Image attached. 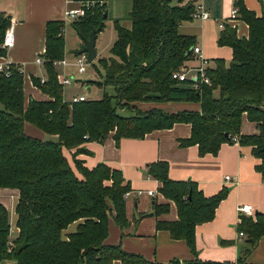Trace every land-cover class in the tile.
<instances>
[{"label": "trees", "instance_id": "trees-1", "mask_svg": "<svg viewBox=\"0 0 264 264\" xmlns=\"http://www.w3.org/2000/svg\"><path fill=\"white\" fill-rule=\"evenodd\" d=\"M172 0H131L126 19L130 27L114 20L116 39L110 56L98 58L100 79L86 82L99 87L110 86L99 99L67 102L57 78L53 61L64 56L63 24L46 23L43 66L46 78H32L48 100L30 99L24 106L23 72L19 65L9 66V75L0 72V187L16 188L18 234L14 247L8 250L10 224L8 211L0 204V261L7 264H162L152 263L139 255L123 251L117 245H106L108 224L127 226L125 194L129 182L122 172L99 163L93 168L84 165L77 154L87 152L83 143L103 141L113 132L121 138H142L155 129L170 128L177 122L191 125L190 137L179 141L181 146L197 145L200 155L216 154L224 142L254 146L263 157L264 172V14L257 16L243 0L236 1L240 16L249 27L248 37L239 38L235 29L225 26L218 37L219 45L232 49L228 64L215 60L207 67L209 83L198 89L179 81L173 73L179 70L194 46L191 36L178 33L179 25L190 20L193 2ZM182 3V4H181ZM106 4L95 1L72 26L83 37L94 28L102 30ZM10 18L0 12V56L5 29ZM98 31V32H99ZM97 32V33H98ZM190 51V52H189ZM188 53V54H187ZM217 90V95L215 91ZM190 101L199 103V110L167 113L159 108L143 110L137 102ZM127 110L128 114L122 111ZM244 114L257 123L259 133L242 135ZM28 122L42 130L43 139L24 132ZM72 150V163L64 154ZM147 173L162 185L161 193L177 206L178 219L158 222L175 239H184L194 250V228L213 219L227 189L205 197L195 182L174 181L168 177V164L157 161L148 165ZM240 230L251 245L264 236V213L257 220L242 216ZM78 222L75 231L63 233ZM26 239V245H16ZM166 264H181L176 260ZM185 264H225L195 260Z\"/></svg>", "mask_w": 264, "mask_h": 264}, {"label": "crops", "instance_id": "crops-1", "mask_svg": "<svg viewBox=\"0 0 264 264\" xmlns=\"http://www.w3.org/2000/svg\"><path fill=\"white\" fill-rule=\"evenodd\" d=\"M95 1H98L100 5L106 4L104 13L107 15L110 11L107 5L108 0H0V12L9 16L15 35L13 47L6 50V54L0 56V60L4 59L21 67L25 107L30 99H49L32 81L33 77L40 78V80L46 78L43 62L41 64L35 62L36 57L43 56L45 52L46 23L61 21L64 30L67 21H70L72 25L73 21L78 18L72 19V17L65 16L66 10L78 8L86 2L92 6ZM172 1L178 3V0ZM189 1L194 5L196 3V0H183L182 3ZM236 1L238 0H202L210 14L209 19L201 20L191 17L178 27L179 34L193 38L194 46L200 48L207 67H214L216 59H221L228 64L232 58L231 47L219 45L217 42L219 34L226 25L235 29L239 38L249 36L250 27L241 18L240 11L236 18H228L234 7L239 9ZM243 1L246 7L254 11L257 16L264 14V0ZM123 2L126 1H115L116 6H119L121 10L113 7V27L115 19H121L123 26L130 27V22L126 17L132 8V2L126 6ZM219 22L223 23L224 27H219ZM80 43L82 46L81 37ZM77 51L74 52V59L78 55ZM66 52L64 46V54ZM202 60L191 50L180 69L196 68ZM55 70L57 73L60 72V69L55 68ZM194 81V76L188 78V86L191 87ZM83 84L88 91L92 89V85H95L88 84L86 81ZM217 93L216 90L215 94ZM74 96L77 95H73L72 98ZM63 99L66 101L64 94ZM135 106L143 110L159 108L167 113L200 109L199 103L190 101L137 102ZM24 132L40 139L45 137L42 130L28 122L24 123ZM258 133L257 123L244 114L241 134ZM190 134L191 125L189 123L177 122L170 128L155 129L146 133L142 138L124 137L116 142L112 132L103 141L83 143L87 152L79 153L76 157L83 160L86 167L91 169L103 163L118 169L130 186V194L125 197L127 226L120 227L113 217H110L108 235L104 243L117 245L123 251L139 255L152 263L166 264L176 260L185 264L200 260L218 261L225 264H264V236L252 246L245 232L244 236L240 235L243 231L239 228L242 216L257 220V214L264 213V172L260 169L263 157L255 153L254 146L240 142H224L216 154L200 155L197 145L181 146L179 144L180 140L190 137ZM63 151L72 163L74 149ZM157 161L167 162L168 177L171 180L195 182L198 190L205 197L227 189V195L217 205L213 219L195 226L194 250L184 239H175L167 229L157 226L158 222H173L178 219L175 202L166 198L160 191L161 181L147 173L148 165ZM225 176H230V180L226 181ZM150 191L153 194H150ZM18 199L19 191L16 188L0 187V204L8 211L12 239L18 234L16 226ZM244 204L253 205L254 213H239V206ZM77 223V221L71 223L63 233L75 231ZM7 263L6 260L0 261V264ZM114 264L123 263L115 260Z\"/></svg>", "mask_w": 264, "mask_h": 264}, {"label": "built area", "instance_id": "built-area-1", "mask_svg": "<svg viewBox=\"0 0 264 264\" xmlns=\"http://www.w3.org/2000/svg\"><path fill=\"white\" fill-rule=\"evenodd\" d=\"M90 3L86 2L84 5L79 6L78 8L75 9H68L65 12V16H69V17H80L83 16L87 10V8H89ZM195 9L194 12L192 13L191 17L192 18H198L201 20H206L209 19L210 14L208 12V10L205 8V6L202 3V0H196V3L194 5ZM239 15V9L234 7L228 18L230 19H234L236 18V16ZM219 27H224L223 23L219 22L218 23ZM15 43V35H14V26L12 23L9 24V26L5 29L4 35H3V40L1 43V48L8 50L10 48L13 47ZM192 51L196 54H198L200 56L202 60V63L193 69H179L176 72L173 73V77L179 81H186L188 78H190L191 76L195 77V81L191 83V87L194 89H198L199 85L202 83H209V77L207 76L206 70H207V66L205 64V60L204 58H202L201 55V51L200 48L198 46H193ZM35 62L38 64H41L43 62L42 56L38 55L35 59ZM76 66H77V72L78 73H84L86 70V63H87V57L85 53H81L78 54L76 56V60H75ZM12 63H9L7 61H5L4 59L0 60V72H2L5 76L9 75V66ZM67 65V62L65 61V59H59V60H55L53 61V66L57 69H62ZM57 78L59 83L64 86V85H69L71 84L74 80V75L67 76L64 73L58 72L57 73ZM44 79L41 80V82H43ZM86 96L84 95H77L74 96L71 99V102H80V101H84L86 100ZM233 143H239L240 139L238 136H234L232 138ZM225 180L228 181L230 180V176H225ZM150 194H153V192H149ZM130 194V191H128L125 194V197H127ZM239 213H246V214H253L254 213V208L253 205L251 204H244V205H240L238 208ZM241 236H244V232H240ZM14 247V242L13 239L10 237L8 240V250H11V248Z\"/></svg>", "mask_w": 264, "mask_h": 264}, {"label": "rangeland", "instance_id": "rangeland-1", "mask_svg": "<svg viewBox=\"0 0 264 264\" xmlns=\"http://www.w3.org/2000/svg\"><path fill=\"white\" fill-rule=\"evenodd\" d=\"M116 0H108L107 5L110 8V11L107 13V15L103 18V28L98 33L97 38L95 40V48L97 50V57L93 60V62L89 63L87 62L85 65L86 70L84 73H78L77 72V66L75 63L76 57L74 59V52L80 49L81 43H80V37L76 30L73 28V26L70 24V21H67L65 23V27L63 30V36H64V46L65 50L67 51L63 59L67 62V65L65 68L60 69L61 73H68L70 76L74 75L73 82L69 85L63 86V94L66 98L67 102L71 101V98L73 95H81L83 94L86 96L87 99H99L102 97L104 92L112 94L114 91L112 87H98L95 85H92V89L90 91L87 90L86 86L83 84V82L87 80H96L100 79L99 75L97 73V67H99L98 64V58L101 57H108L110 56V48L113 43V41L116 38V32L113 27V7L120 9L121 8L116 6L115 4ZM123 2L124 6L131 3V1ZM121 6V5H120ZM75 19V18H72ZM122 112L129 113L127 110H124ZM10 235L13 236L10 232Z\"/></svg>", "mask_w": 264, "mask_h": 264}, {"label": "water", "instance_id": "water-1", "mask_svg": "<svg viewBox=\"0 0 264 264\" xmlns=\"http://www.w3.org/2000/svg\"><path fill=\"white\" fill-rule=\"evenodd\" d=\"M106 16V13L103 14V18ZM99 31V28H94L90 31L88 37H83V45L77 51V54L85 53L87 57V62L91 63L96 58L97 50L95 48L96 34ZM191 51V50H190ZM189 51V52H190ZM188 54V53H187ZM26 239L21 243L16 245V250H21L26 245Z\"/></svg>", "mask_w": 264, "mask_h": 264}]
</instances>
